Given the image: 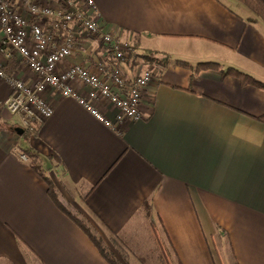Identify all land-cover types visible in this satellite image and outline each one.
I'll return each mask as SVG.
<instances>
[{
	"label": "crops",
	"instance_id": "crops-1",
	"mask_svg": "<svg viewBox=\"0 0 264 264\" xmlns=\"http://www.w3.org/2000/svg\"><path fill=\"white\" fill-rule=\"evenodd\" d=\"M93 1L105 31L160 60L137 57L154 75L142 118L110 128L53 92L34 132L0 110V264H109L66 212L115 239L121 264H264V89L175 64L264 83V21L239 0ZM74 31L69 63L118 64ZM125 69L130 84L137 68Z\"/></svg>",
	"mask_w": 264,
	"mask_h": 264
},
{
	"label": "built area",
	"instance_id": "built-area-1",
	"mask_svg": "<svg viewBox=\"0 0 264 264\" xmlns=\"http://www.w3.org/2000/svg\"><path fill=\"white\" fill-rule=\"evenodd\" d=\"M75 29L95 40L105 59L111 55L118 64L69 63L81 37ZM133 51L114 31L102 28L93 0H0V110L16 116L24 132H34L35 123L53 112L47 99V93L53 92L75 99L110 128L141 119L139 104L154 75ZM12 59L17 65L8 73L5 66ZM133 66L137 69L128 84L125 67ZM78 86L88 90L82 92ZM100 101L117 109V126L99 110ZM21 158L26 160L24 154Z\"/></svg>",
	"mask_w": 264,
	"mask_h": 264
},
{
	"label": "trees",
	"instance_id": "trees-1",
	"mask_svg": "<svg viewBox=\"0 0 264 264\" xmlns=\"http://www.w3.org/2000/svg\"><path fill=\"white\" fill-rule=\"evenodd\" d=\"M239 1H241L243 4H245L249 9H251L257 16H259L264 21V3L262 2V0H239ZM133 49H134V51H133L134 57H136V58L141 57L147 63L148 62H150V63L155 62V63L159 64L160 60H157L156 58H154L151 55L138 54L135 46H133ZM175 64L183 66V67H187V68H192L194 70V73H197L200 70H208V69L217 70V71L221 72L222 76L231 75L233 77L238 78L242 85H251V86H255V87L264 89V83L263 82L255 79L252 76L245 74V73H243L237 69L231 68V67H227V68L223 69V68H221V66L218 63H215V62H199L193 66L187 61L176 60ZM16 65L17 64L14 62L13 59L9 60L5 66V70L8 73H13ZM258 119L260 121L264 122V114L262 116H259ZM0 126L11 128L9 125H6L5 123H0ZM42 177L48 184V193H49L50 197L52 198V200L54 201L56 206H58L60 208V210H62L65 213V210L63 209V207H61V205L58 203L57 199L55 198L53 188H52V184H51L50 180L47 177H45L43 174H42ZM66 215L70 219H72L85 232V234L96 245V247L100 251L101 255L105 258V260L109 264H121L115 258V256H113L111 254V252L107 251L102 246L100 238L95 236L91 232L90 228L83 221L75 218L69 212H66Z\"/></svg>",
	"mask_w": 264,
	"mask_h": 264
},
{
	"label": "rangeland",
	"instance_id": "rangeland-1",
	"mask_svg": "<svg viewBox=\"0 0 264 264\" xmlns=\"http://www.w3.org/2000/svg\"><path fill=\"white\" fill-rule=\"evenodd\" d=\"M101 244L102 246L107 250H112L115 252V254H121V252L118 250V243L117 241H115V239L111 238V237H107L105 238V240H101ZM110 252V251H109Z\"/></svg>",
	"mask_w": 264,
	"mask_h": 264
},
{
	"label": "water",
	"instance_id": "water-1",
	"mask_svg": "<svg viewBox=\"0 0 264 264\" xmlns=\"http://www.w3.org/2000/svg\"><path fill=\"white\" fill-rule=\"evenodd\" d=\"M20 130H22V129H20Z\"/></svg>",
	"mask_w": 264,
	"mask_h": 264
}]
</instances>
